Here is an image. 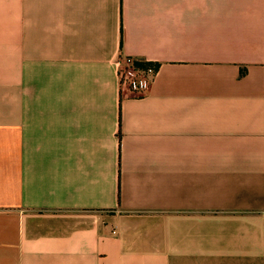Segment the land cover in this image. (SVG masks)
I'll use <instances>...</instances> for the list:
<instances>
[{"label":"crops","instance_id":"1","mask_svg":"<svg viewBox=\"0 0 264 264\" xmlns=\"http://www.w3.org/2000/svg\"><path fill=\"white\" fill-rule=\"evenodd\" d=\"M0 264H264V0H0Z\"/></svg>","mask_w":264,"mask_h":264},{"label":"built area","instance_id":"2","mask_svg":"<svg viewBox=\"0 0 264 264\" xmlns=\"http://www.w3.org/2000/svg\"><path fill=\"white\" fill-rule=\"evenodd\" d=\"M139 63L141 62L128 57H120L117 60V76L122 96L144 97L157 76L158 69L155 65L143 63L148 65L142 67Z\"/></svg>","mask_w":264,"mask_h":264},{"label":"trees","instance_id":"3","mask_svg":"<svg viewBox=\"0 0 264 264\" xmlns=\"http://www.w3.org/2000/svg\"><path fill=\"white\" fill-rule=\"evenodd\" d=\"M140 66L146 67L148 64L139 63Z\"/></svg>","mask_w":264,"mask_h":264}]
</instances>
